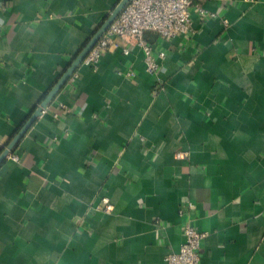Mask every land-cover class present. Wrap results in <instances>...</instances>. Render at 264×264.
Listing matches in <instances>:
<instances>
[{
    "label": "crops",
    "instance_id": "obj_1",
    "mask_svg": "<svg viewBox=\"0 0 264 264\" xmlns=\"http://www.w3.org/2000/svg\"><path fill=\"white\" fill-rule=\"evenodd\" d=\"M120 1L0 0V155ZM191 12L144 34L158 75L133 45L83 63L0 166V264H166L188 223L200 264H264V0Z\"/></svg>",
    "mask_w": 264,
    "mask_h": 264
},
{
    "label": "built area",
    "instance_id": "obj_2",
    "mask_svg": "<svg viewBox=\"0 0 264 264\" xmlns=\"http://www.w3.org/2000/svg\"><path fill=\"white\" fill-rule=\"evenodd\" d=\"M227 1V0H221ZM254 1V0H246ZM194 0H131L119 17L111 25L106 34L97 42L91 52L84 60V64L98 69L102 56L108 52H113L124 45L140 47L144 52L146 71L151 75H158L162 64L167 57L165 52L155 53L154 48L145 40L144 34L151 32L164 40H173L181 36H187L192 31V12ZM201 20L215 17V14L206 12L201 6L197 7ZM224 24L228 22L224 20ZM125 54L129 50L124 48ZM133 77V72L127 73ZM78 74L75 72L69 81L75 82ZM164 90L158 82L154 89V95H158ZM62 110L71 112L64 105H60ZM47 110V109H46ZM43 111V114L46 112ZM57 118L58 115L55 114ZM182 153L177 157L182 158ZM18 159L17 156L13 157ZM101 203L105 205L107 212L112 210V204L107 197H102ZM191 206V204H189ZM183 214V210L180 211ZM185 241L179 252L170 253L166 258V264H200L202 241L207 238L208 233L197 231L190 223L184 228Z\"/></svg>",
    "mask_w": 264,
    "mask_h": 264
},
{
    "label": "water",
    "instance_id": "obj_3",
    "mask_svg": "<svg viewBox=\"0 0 264 264\" xmlns=\"http://www.w3.org/2000/svg\"><path fill=\"white\" fill-rule=\"evenodd\" d=\"M131 2V0H121L118 6L113 10L104 24L99 28L96 34L92 37V39L88 42L82 52L77 56L74 62L68 67L66 72L57 82V84L52 88V90L48 93V95L43 100L41 106L33 112L24 126L19 130L13 140L8 144L5 150L0 155V166L4 163V161L13 153L14 149L20 143V141L27 134L32 125L43 115V111L48 108L50 103L54 100L56 95L63 89V87L67 84L71 76L77 72L79 67L84 63V60L97 44V42L106 34L111 25L115 22V20L119 17L122 11L127 7V5Z\"/></svg>",
    "mask_w": 264,
    "mask_h": 264
}]
</instances>
